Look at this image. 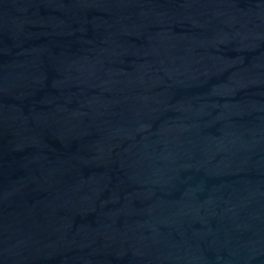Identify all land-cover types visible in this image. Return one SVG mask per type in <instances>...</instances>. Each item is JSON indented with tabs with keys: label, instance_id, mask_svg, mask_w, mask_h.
I'll return each mask as SVG.
<instances>
[{
	"label": "water",
	"instance_id": "water-1",
	"mask_svg": "<svg viewBox=\"0 0 264 264\" xmlns=\"http://www.w3.org/2000/svg\"><path fill=\"white\" fill-rule=\"evenodd\" d=\"M0 264H264V0H0Z\"/></svg>",
	"mask_w": 264,
	"mask_h": 264
}]
</instances>
